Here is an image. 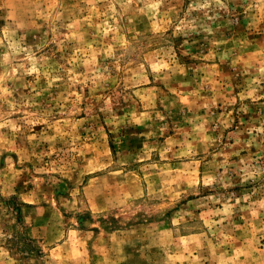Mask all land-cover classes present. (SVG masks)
<instances>
[{"label":"rangeland","instance_id":"rangeland-1","mask_svg":"<svg viewBox=\"0 0 264 264\" xmlns=\"http://www.w3.org/2000/svg\"><path fill=\"white\" fill-rule=\"evenodd\" d=\"M0 264H264V0H0Z\"/></svg>","mask_w":264,"mask_h":264}]
</instances>
